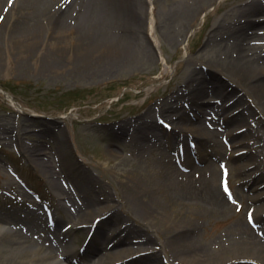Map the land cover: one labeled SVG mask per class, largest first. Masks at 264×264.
<instances>
[{
  "label": "bare ground",
  "instance_id": "6f19581e",
  "mask_svg": "<svg viewBox=\"0 0 264 264\" xmlns=\"http://www.w3.org/2000/svg\"><path fill=\"white\" fill-rule=\"evenodd\" d=\"M117 1L122 3V0ZM125 1L128 11L124 22H119L113 30L103 26L105 18L102 14L90 15L88 7L92 0H72L67 8L62 6L55 12H45L51 16L47 23H43L46 31L36 33L29 29L21 34L24 36L33 32L29 39L21 36L18 43L25 45L29 53L37 51V44L47 39L53 46L51 50L55 48L59 54L58 49L66 48L67 55L61 53L62 60L55 57L44 59V62L55 67L62 66L67 58L70 63L62 68L80 75H114L133 59L160 56L152 38L155 21L149 26L143 20L150 0ZM190 1L191 4L184 1L181 4L183 7L168 11V15L178 17L168 32V38L173 42L176 37L183 36L188 45L200 24L199 16L202 14L211 18L213 15L209 14V9L219 2ZM33 5L35 12L38 5ZM261 11H264V0H254L239 9L243 17L253 16L245 22L246 25L234 24L227 32L223 27L225 25L218 23L206 47L225 44V56L196 59L199 68L193 71L183 87H179L167 100L156 104L146 116L129 122L133 129L131 134L124 126L122 131L112 133L111 158L122 156L123 159L122 168L116 167V174L122 180V187H125L121 199H118L119 204L107 195L101 200V190L84 183L80 175L77 185L82 193L80 196L71 184H58L53 178L55 168L51 159L41 157L36 149L28 150L30 160L45 173H50L57 196L66 204L63 208L70 212L67 211L69 217L89 230L97 226L84 253L89 264H264V191L250 196L242 190L264 187V47L252 45L258 36L256 28L264 26L261 18H254ZM152 13L155 12L152 10ZM177 28H180L179 31H176ZM146 35L149 45L141 40V36ZM28 40L34 43L28 46ZM49 55L47 51L42 58ZM161 56L164 58L163 54ZM189 59L192 60V56ZM207 86L212 88V94ZM224 86L240 96L235 99L236 104L231 102L232 96L229 98L228 93L221 92ZM8 98L15 108L21 109L16 100L9 95ZM154 115L156 121L153 120ZM165 124H169L172 130L171 139L164 143L165 146L167 144L165 151L173 155L160 153L161 157L152 160L148 171L143 168V163L148 162L147 154L155 152L154 142H162V137L168 132ZM236 124L240 126L237 129ZM240 133H247L246 139L253 141L252 144L250 141L242 142ZM128 136H131L129 140ZM119 144L131 148L129 155L134 158H130L132 162L129 163L138 164L131 171L127 170L123 154L115 149ZM210 149H215V152H209ZM178 153L182 171L176 166L175 155ZM191 156L195 157L193 161ZM225 159L231 166L230 170L226 169L230 177L240 179L238 187L243 192L241 202L244 199L246 203L245 217L255 216V223L251 225L240 217L223 233L201 241L196 234L197 228L201 227L197 219L185 221L181 215L188 214L189 208L199 206L205 210L203 217L217 215L227 218L236 209L234 198L217 185L220 172L217 163ZM62 169L65 171L66 167ZM123 209L131 212L136 220L150 221L152 226L163 230H158V234L163 235L159 243L149 238L134 244L140 233L127 232L126 228L101 237L103 227L116 223ZM173 219V223H168ZM6 220L0 219V234L7 235L4 244L9 250V264H75L79 258L78 252L68 245L64 248H39L38 241L34 240L37 229L12 230L7 227Z\"/></svg>",
  "mask_w": 264,
  "mask_h": 264
},
{
  "label": "rangeland",
  "instance_id": "374dc122",
  "mask_svg": "<svg viewBox=\"0 0 264 264\" xmlns=\"http://www.w3.org/2000/svg\"><path fill=\"white\" fill-rule=\"evenodd\" d=\"M71 1L0 0V87L7 89L22 107L21 110L14 108L0 91V219H7V227L12 230L27 226L37 229L34 240L38 241L39 248H64L68 245L78 252L76 264H89L84 253L90 230L84 225H78L77 220L69 217V210L63 208L66 204L56 194L54 180L60 185L71 184L80 196L82 193L77 188L80 175L84 183L101 190V200L107 195L119 204L118 199H121L125 187H122V180L116 174V167L122 168L123 159L122 156L111 158L112 133L115 130L122 131L124 126L127 133L131 134L133 129L128 125L129 122L146 116L156 104L167 100L179 87H183L193 71L199 68L196 59L223 58V53L227 50L225 44L217 43L218 46L214 44L206 47L211 32L218 23H223L227 32L234 24L246 25L245 22L253 16L243 17L239 9L254 0H219L209 9V14L213 15L211 18L202 14L199 16L200 24L191 35L188 45L183 36L176 37L175 42L168 38L173 21L178 18L173 14L168 15V11L183 7L181 4L184 1L190 4L191 1L150 0L146 5L147 13H144L143 20L148 22L149 26L155 21V33L152 38L158 46L160 56L133 59L114 75H80L70 69H63V66L70 63L67 58L63 60L65 64L62 66L47 65L44 59L56 57L55 59L59 60L61 53L67 55L66 48L58 49L60 54L55 48L51 50L53 46H50L48 39L37 44V51L33 53L27 52L26 46L18 43L29 29L36 33L46 31L44 24L51 16L45 12H55L62 6L67 8ZM35 3L38 7L33 12ZM126 5L125 0H122V3L117 0H92L88 8L90 15L102 14L105 18L103 26L113 30L119 22H124L128 11ZM41 9L45 11H40ZM256 15L254 18L264 21V11ZM256 32L258 36L252 45L262 48L264 26H258ZM29 35L25 34V39H29ZM141 40L149 45L147 35L141 36ZM26 42H29L28 46L34 43L32 40ZM150 50L154 53L153 48ZM47 51L50 55L42 58ZM72 51L76 54L73 49ZM190 56L192 60L189 59ZM207 89L210 93L211 87L207 86ZM231 96L232 94H229V98ZM234 96L237 95L233 93L232 98ZM152 117L154 121L157 120L155 115ZM238 126L236 124L235 128ZM247 133L240 137L242 142L250 141L246 139ZM165 136L166 134L162 137V142H154L155 152L147 154L149 159L143 163L144 169L149 171L152 160L161 157ZM128 137L129 140L131 136ZM35 149L41 157L47 156L46 158L51 159L55 168L54 180L50 173H45L46 171L30 160L28 150ZM115 149L126 159L128 171L138 165L129 163L132 162L130 158H134L129 155L131 148L119 144ZM209 152L213 153L215 149H210ZM191 160L193 161V157ZM224 163L231 169L228 159H225ZM220 165L217 185L222 186L227 193L230 189L236 209L227 218L217 215L203 217L205 210L199 206L189 208L188 214L181 215L185 221L197 219L201 227L197 228L196 234L201 241L223 233V230L240 217L253 225V220L249 216L245 217L246 203L244 199L241 202L243 189L238 187L240 179L231 175V181H227V175ZM61 166H65L66 170ZM263 190L264 187H249L247 193L256 196ZM123 210L116 223L103 227L101 237H108L107 233L126 228L127 232L132 230L136 234L140 233L136 236L134 244L149 238L159 243L163 237L158 234L161 229L152 226L150 221L136 220L131 212ZM174 221L173 219L168 223ZM6 237L7 235L0 234V264H9L11 261L7 253L9 250L4 244ZM164 256L162 253V257Z\"/></svg>",
  "mask_w": 264,
  "mask_h": 264
}]
</instances>
